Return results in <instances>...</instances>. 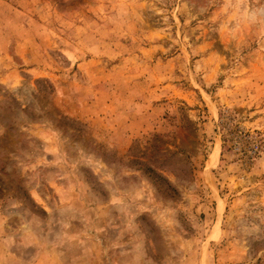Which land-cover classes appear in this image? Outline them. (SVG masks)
<instances>
[{"label": "rangeland", "instance_id": "374dc122", "mask_svg": "<svg viewBox=\"0 0 264 264\" xmlns=\"http://www.w3.org/2000/svg\"><path fill=\"white\" fill-rule=\"evenodd\" d=\"M0 264H264V0H0Z\"/></svg>", "mask_w": 264, "mask_h": 264}, {"label": "bare ground", "instance_id": "6f19581e", "mask_svg": "<svg viewBox=\"0 0 264 264\" xmlns=\"http://www.w3.org/2000/svg\"><path fill=\"white\" fill-rule=\"evenodd\" d=\"M215 156V155H214ZM215 158V157H214Z\"/></svg>", "mask_w": 264, "mask_h": 264}]
</instances>
